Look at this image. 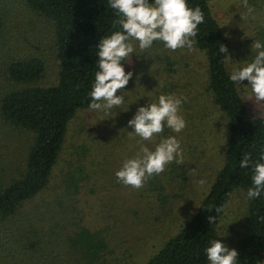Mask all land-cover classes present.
I'll list each match as a JSON object with an SVG mask.
<instances>
[{
  "label": "rangeland",
  "instance_id": "1",
  "mask_svg": "<svg viewBox=\"0 0 264 264\" xmlns=\"http://www.w3.org/2000/svg\"><path fill=\"white\" fill-rule=\"evenodd\" d=\"M1 1L6 6L7 20L0 42V97L8 90L28 85L13 82L7 74L13 60L25 57H40L46 65L44 76L32 85L55 84L59 62L55 56L53 23L34 14L25 0ZM208 2L230 42L232 61L227 67L231 73L234 68L254 59L253 41L264 44V0H248L254 8L251 15L247 14L241 0ZM136 53L132 54L131 63L124 64L125 71H132L133 76L124 91H117L124 97V103L107 116L89 109L75 116L50 188L41 193L36 202L25 206L51 200L57 192H66L64 179L69 172L79 179V189L67 200L72 205L70 213L65 220H60L61 216L56 220L62 225L57 228L58 235L50 230L51 241L43 244L45 257L42 259L41 252L31 246L33 239L29 235L20 238H24L26 247L18 248L24 253L15 251L12 256L4 251L8 245L16 248L5 239L8 232L4 231L0 235V264H84L71 247L70 239L82 226L108 239L110 252L105 255L103 264H144L199 207L222 166L228 125V120L213 102L206 55L195 43L192 50L171 51L160 41L143 51L137 44ZM247 84L245 80L238 86L243 98L251 91L244 86ZM161 94L187 98L180 108L186 127L180 133L165 128L153 141H142L128 121L138 107L148 105L150 100L157 101ZM244 100L252 115H261V110L251 101ZM169 135L180 140L184 162L173 161L162 173L152 176L160 177L169 193L167 203L160 204L148 186L152 177L142 188L134 189L119 182L115 173L125 159L140 151L141 145L154 150L155 144ZM31 143L30 132L10 127L0 117V168L6 169V176L19 169ZM190 169H195V174H191ZM201 179L205 180L203 186L198 183ZM247 209L246 193L235 191L219 229V240L229 249H237L238 242L247 233ZM71 251L75 255L69 253Z\"/></svg>",
  "mask_w": 264,
  "mask_h": 264
},
{
  "label": "trees",
  "instance_id": "2",
  "mask_svg": "<svg viewBox=\"0 0 264 264\" xmlns=\"http://www.w3.org/2000/svg\"><path fill=\"white\" fill-rule=\"evenodd\" d=\"M25 4L34 14L53 23L58 80L48 86L32 85L46 70L43 59L36 56L13 60L7 68L10 80L28 85L2 94L0 117L6 125L30 132L32 143L17 171L6 176V169L0 168L3 177L0 178V235L7 231L5 239L16 245L14 249L8 244L4 248L12 256L15 251L24 253L18 248L26 247L24 238H20L29 235L33 239L31 246L41 252L43 259L46 255L43 244L51 241L50 230L58 235L57 228L62 225L56 220L59 216L60 220H65L70 213L72 205L67 200L79 189V179L69 172L64 179L66 192H57L51 200L25 206L36 202L37 197L50 188L70 123L80 111L89 109L90 92L98 70L97 46L105 35L117 30L113 27L117 17L108 6V0H25ZM188 5L199 6L205 14L194 41L206 55L213 102L228 120L225 155L193 216L144 264H209L205 250L212 240L219 239L220 224L230 197L237 190L247 193L252 186L253 170L241 168L240 160L245 154H251L253 160L264 154V115L254 116L249 112L238 85L229 79L226 54L219 51L224 44L229 52V39L208 0H188ZM5 7L0 0V42L6 29ZM148 186L160 204L167 203L169 193L160 177H152ZM217 208L221 211L217 212ZM211 216L213 223L209 220ZM246 223L247 233L236 249L237 264H262L264 193L259 198L248 199ZM70 239L71 247L84 264H103L105 255L110 252L108 239L85 226ZM69 253L75 255L74 251Z\"/></svg>",
  "mask_w": 264,
  "mask_h": 264
},
{
  "label": "clouds",
  "instance_id": "3",
  "mask_svg": "<svg viewBox=\"0 0 264 264\" xmlns=\"http://www.w3.org/2000/svg\"><path fill=\"white\" fill-rule=\"evenodd\" d=\"M241 4L248 15L254 12L248 0H241ZM108 6L115 11L117 18L113 21V27L117 30L105 35L97 46L98 70L88 105L90 112H103L105 116L124 103V97L118 95L117 91H124L133 72H126L123 62L131 63L137 44L141 51L149 49L155 41L162 42L171 51L183 48L192 50L198 25L205 18L202 9L199 6L190 7L188 0H108ZM251 48L255 53L254 59L234 68L229 79L238 86L248 81L244 86L251 91L244 99L251 101L264 115V44L256 40ZM219 51L226 54V61H232L224 44ZM186 99L174 94H161L157 101L150 100L148 105L138 107L128 125L142 141H153L165 128L180 133L186 127V120L180 113L182 102ZM173 161L178 164L184 162L183 150L177 136L169 135L162 137L154 150L141 145L140 151L125 159L115 175L125 186L140 189L150 177L162 173ZM240 167H251L253 170L247 198H259L264 193V154L257 160H253L251 154H245L240 160ZM190 173L195 174V169H190ZM198 183L203 186L205 180L201 179ZM216 211L221 209L217 208ZM209 220L213 223L214 218L211 216ZM205 251L210 264H237V250L229 249L219 239L212 240Z\"/></svg>",
  "mask_w": 264,
  "mask_h": 264
}]
</instances>
